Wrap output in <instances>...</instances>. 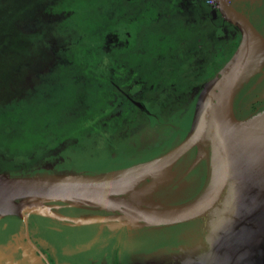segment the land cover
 I'll list each match as a JSON object with an SVG mask.
<instances>
[{
	"label": "flooded vegetation",
	"instance_id": "1",
	"mask_svg": "<svg viewBox=\"0 0 264 264\" xmlns=\"http://www.w3.org/2000/svg\"><path fill=\"white\" fill-rule=\"evenodd\" d=\"M128 2L132 0H109L107 18L101 19L103 20L102 25L94 24L96 28L94 32H100L97 38L101 45L91 48L93 49L91 50L92 56L95 57L98 54L97 50L100 49L104 55V61L108 63L107 71L91 73L92 69L89 71L88 67H91L89 64L86 63L85 66L79 67L75 63L73 52L72 55L67 56L60 50L54 59L55 66L43 72L41 79L46 81H52L57 78V74H60L59 82H62L61 74L65 72L72 74L78 81L83 79L82 71L89 76L85 77V80L90 82L87 94L73 99H82L81 103L84 106V102L86 103V108L78 110L82 117L78 122V127L68 133L54 130L44 131L43 135L47 137L52 136L53 139L64 140L57 148L51 147L38 155H35L33 149L16 150L18 153H23L22 155L30 152L27 154L30 159L23 162L15 161V158L9 155L12 154L13 142L20 136L0 134V171L29 173L42 170L46 166L56 170H79L76 164L65 162L66 158L61 151L67 143L77 142L78 140L73 139L79 134H94L96 131L93 130L100 127L103 130L112 128L109 151L111 155L123 157L128 163L124 162L115 167L105 165L98 170L89 171L125 167L131 162L157 155L179 143L187 132L182 127L180 119L190 107H194L196 92L208 79L204 75L207 71L209 72V69L206 67L203 72L200 71L204 73L202 82L191 83L192 85L188 86L182 94L175 93V88L170 86V78L167 83H163V78L156 85L147 86L142 73L134 69V66L140 63L146 54H150L148 57H154L153 52L155 51L160 54L159 49L162 53L169 54L170 57V42H173L170 40V33L171 35L177 34V31H170L173 29L170 25L172 14L182 16L185 20V25L181 27L179 34L182 40L180 46L177 47L179 49L177 54L184 57L183 50L185 49L183 48L188 43L187 48L190 50L192 45L190 57L193 64H198L197 67L201 68H205V64L216 49L213 43H208L207 33H210L217 40L216 42L228 44L236 38H238V44L240 42L241 32L230 20V9L226 3L236 11L245 14L264 36V0H224V3L220 4L222 7L220 9L217 1L215 4H209L207 0H134V3ZM99 9L104 13V8L99 7ZM128 10H131V14H128ZM115 12L117 13L114 14ZM93 13L98 14L99 11ZM132 16L135 18L132 21L125 19ZM165 16L166 20L168 19L165 34L158 38L152 37L151 42L146 44H142L141 41L137 46L139 31L143 29L142 21L162 20ZM126 21L135 22L136 25V33L132 41L130 37L127 40L121 38L119 26L113 28L114 25L126 23ZM97 22L93 20V23L97 24ZM110 23L113 24L110 25ZM64 58L71 66L57 67ZM142 69L139 68L140 71ZM154 69L157 70V68H152ZM96 72H99L98 76ZM170 97L184 101L183 109L172 115L170 114V103L172 102ZM69 105L71 104L66 103V106ZM133 105L136 106L135 109L132 108ZM164 108L165 111L162 110ZM108 109L109 112H106ZM132 109L133 115L131 116ZM234 110L239 118L251 117L264 111V64L262 70L253 74L236 95ZM99 113L103 116L93 120L89 128L80 129L84 117L91 120L98 117L96 115ZM174 115L180 117L179 121H174ZM49 124L45 127L47 128ZM12 129L8 133L16 131L15 128ZM102 132L104 131H97L98 134ZM180 134H182L181 137ZM121 143L126 144L120 146ZM191 153L193 150L182 158L184 170L185 163L193 159ZM185 175H187L188 186L181 188L175 185L167 190V192H176L177 189L183 191H179L182 194L179 197L180 200H187L201 190L207 175L206 162L201 161L196 169ZM59 212L75 216L86 211L75 207H64L59 209ZM183 231L189 234L193 230L186 228ZM180 244L177 240L170 242V226L154 230H129L127 228L111 230L108 227H99V223L69 225L61 218L37 214H30L25 219L20 215L0 217V264H170V259L173 261L177 256L172 251ZM202 254H205V251ZM185 255L189 258H185L186 260H194L189 252Z\"/></svg>",
	"mask_w": 264,
	"mask_h": 264
},
{
	"label": "water",
	"instance_id": "2",
	"mask_svg": "<svg viewBox=\"0 0 264 264\" xmlns=\"http://www.w3.org/2000/svg\"><path fill=\"white\" fill-rule=\"evenodd\" d=\"M217 3L220 9L224 0ZM226 5L240 42L196 92L192 120L179 143L116 169L0 171V217L37 214L111 230L170 226V242L181 243L170 264H264V111L239 118L234 110L238 92L262 70L264 36L245 14ZM192 150L184 170L182 158ZM203 160L207 175L195 196L180 200V189L167 192L188 186L185 174ZM64 207L86 212L68 216L59 212ZM186 228L193 231L184 233ZM186 252L194 260H186Z\"/></svg>",
	"mask_w": 264,
	"mask_h": 264
},
{
	"label": "rangeland",
	"instance_id": "3",
	"mask_svg": "<svg viewBox=\"0 0 264 264\" xmlns=\"http://www.w3.org/2000/svg\"><path fill=\"white\" fill-rule=\"evenodd\" d=\"M20 1L15 0V5L13 4L8 10L0 7V42L6 40L0 46V58L5 56L6 59L5 63L0 61V111H4L0 115V130L3 125L2 123H5L4 129L7 131L12 128L16 129L15 132L9 134H17L20 137L13 142L11 146L12 154L9 155L15 158V161L23 162L29 160L30 157L27 154L22 155L23 153H18L16 150L33 149L35 155H38V153L44 152L46 149H50L51 147L57 148L60 145L64 139L56 140L52 136L47 137L43 135L45 125L52 122L56 117H62L66 103L72 104L74 101H77L73 99L77 96H82V91L79 88V95H77L73 91V87L68 86V83L64 81L49 83L45 86L40 85L38 88H34L35 76L37 74L43 75V72H46L47 68L55 66L53 65L55 54H58L60 50L65 52L67 56L72 55L73 52L74 61L78 66L85 65L86 63L89 64L91 67L88 68H90L89 71L92 69L91 73L95 71H107L108 63L104 61L103 53L99 49L97 50L98 54L94 57L92 56L91 50L93 49L91 48L101 45L97 38L100 32H94L96 29L94 24L102 25L103 20L107 18L109 0H63L57 3L54 1L48 6L50 11L45 13L42 7L43 2L41 4L40 0H23L21 6L18 3ZM35 3L37 4L35 5ZM16 4L19 6L17 7ZM23 5L29 6V9L38 6L34 11H30L29 14L28 10L25 11L27 14L26 20L29 22L34 21L39 16H42L44 21L58 19L61 22L59 21V31L56 34H53V32L47 34L46 39H48L49 44L45 40L40 43L38 46V56L32 60L33 56L31 58L22 56L18 61H15L11 57L12 52H10L5 43L18 42V45H21L24 42L23 39L25 38L17 33L14 26L17 25L18 28L20 24H17V22L20 21L12 17V14L16 15L18 10L23 8ZM99 7L104 8V13ZM96 11H99V13H93ZM46 13H53L56 16L54 15L55 18H52ZM4 17H6L5 22L3 21ZM102 18L103 20H101ZM94 19L98 21L97 24L93 23ZM147 23L148 21L144 22L143 26ZM118 26L121 38L127 40L130 37V41H132L133 35L136 33L135 22H122L114 25L113 28ZM46 30L48 31V29ZM58 40H62L60 45H58ZM170 40H174L180 46L182 39L179 34H170ZM75 41L76 43H74ZM59 46H62V48H58ZM106 57L108 58L107 55ZM26 64L28 65L26 66ZM99 72H96V76H98ZM81 100L78 99V101ZM106 112H109V109ZM192 114L193 106L184 113L181 119L177 115H174L173 119L174 121H179L180 119L184 130H188ZM96 116L98 117L91 120H87L84 117V122L80 129L86 130V128H89L93 124V120H97L103 115L99 113ZM111 130L112 128L103 130L100 127L93 130L96 131L94 134H79V136H76L73 140L78 141H73L71 144L67 143V146L61 151V154L66 158L65 162L76 164L79 169L87 170H98V168H103L105 165L115 167L118 164L126 163L127 161L123 157L111 155L109 151ZM97 131L104 132L98 134ZM0 134H2L1 131ZM181 136L182 134H180Z\"/></svg>",
	"mask_w": 264,
	"mask_h": 264
},
{
	"label": "trees",
	"instance_id": "4",
	"mask_svg": "<svg viewBox=\"0 0 264 264\" xmlns=\"http://www.w3.org/2000/svg\"><path fill=\"white\" fill-rule=\"evenodd\" d=\"M17 1V0H16ZM55 1V3L63 0H40L39 2H43V12L50 11L48 9L49 4H52ZM23 0H21L19 5H22ZM49 2V3H48ZM17 3V2H16ZM48 3V4H47ZM128 3H134V0L132 2ZM13 4L15 5V0H0V7L2 9L6 8L8 10L9 7H12ZM37 3H35L36 5ZM18 5V6H19ZM17 6V4H16ZM14 7V10L16 8ZM17 6V7H18ZM38 6H35L33 8L29 9V6L23 5V8L18 10L16 15L12 14L13 19L18 20L20 22H17V24H20V26L17 28V25H14L16 28L17 33L20 36H23L24 42L20 45H18V42H7L5 45H7V48L10 50L11 57L13 60L18 61L22 56L25 58H31V60L38 56V46L40 45L41 42L44 40L47 41V44H49L48 39H46L47 34L49 32H53V34H56L59 31V21L58 19L55 20H45L43 19L42 16L37 17L34 21L29 22L27 21V14L25 11L28 10V14L30 11H34ZM10 9V8H9ZM57 12V11H55ZM131 10H128V14L130 13ZM52 18H55L53 13H46ZM56 16V15H55ZM166 16L163 17L162 20L160 19H148V23L143 27L142 30L139 31V36L137 39V46H139L140 42L142 41V44H146L148 42H151V38L156 36L157 38L165 34L166 29H167V20ZM129 21V19L132 21L135 18L128 17L125 18ZM4 22L6 21V17H4ZM143 21V24L144 22ZM61 22V21H60ZM170 25L173 26V29L170 31H177V34L181 33V27L185 25V20L182 16H179L177 14H172L170 16ZM48 29V31L46 30ZM193 31V29H192ZM210 31V30H209ZM184 32V31H183ZM185 33V32H184ZM171 34V33H170ZM189 38V37H188ZM206 38L208 39V43H213L216 46L215 52L210 56L207 64H205V68L197 67L198 64H193V60L190 57L191 54V49L189 50L188 43L185 45L183 49V55L184 57L180 56L177 54V50H179L178 43L173 40V42L170 44V57L169 54L162 53L161 49H159V52H153L155 54L154 57H148L150 54H146L145 57L141 60L140 63H137L134 66V69L142 73V77L146 79V85L150 86V84H155L157 82H161L162 79L163 83H167L168 78H170V86L175 88V93L182 94V92H185L188 86H191L193 83L197 84L199 82H202L204 79L203 75L204 73H200V71L203 72L206 67L209 69V72L207 71L205 73V78H210L212 75H214L219 68L230 58V56L234 53L235 49L237 48L238 45V38L234 39L228 44L216 42L217 40L214 39V37L210 34L207 33ZM6 40H4L5 42ZM0 42V46L4 43ZM62 43V40H58V45ZM56 44V43H55ZM190 44V42H189ZM58 48H62V46H59ZM199 47L197 45V51ZM56 51V49H55ZM59 54V53H58ZM58 54H55L54 57H56ZM147 57V58H146ZM11 59V58H10ZM5 56H2L0 58V61L5 63ZM66 59L64 58L63 62H59L57 67H70L71 65L67 64L65 61ZM28 64H26L27 66ZM54 65V62H53ZM75 66V64H73ZM86 65V64H85ZM85 65H81L79 67H83ZM52 67V66H51ZM77 67V66H76ZM75 67V68H76ZM197 67V68H196ZM139 68H143L142 71L139 70ZM152 68H157V70H152ZM192 68H196L193 70ZM206 71V70H205ZM136 72V71H135ZM134 72V73H135ZM82 73V78L80 81H78L72 74L69 73H62L61 74V80L64 82L68 83V86L73 87V91L76 92L77 95H79V90L78 88L82 91V94H87V88L90 86L89 80H85L86 75L83 71ZM84 73V74H83ZM137 73V72H136ZM49 76V74H48ZM57 78L53 79L52 81H46L42 78V75H36L34 78V88H38V86L42 85L45 86L46 84L49 83H57L59 82L60 79V74L56 75ZM89 77V76H88ZM87 83V84H86ZM192 83V84H191ZM35 90V89H34ZM78 97V96H77ZM80 98V97H78ZM170 114H174V112L182 110L183 108V100L178 101L174 97H170ZM85 106L81 103V101H75V103L65 106L66 108L63 111L62 117H56L52 122H50L49 126L44 128L45 131L48 130H54L57 132H64L68 133L71 132L72 130L76 129L78 127V122L81 119V112L78 110L86 108V103L84 102ZM132 108H136V106H132ZM165 111V108L162 109ZM4 111H0L1 113ZM130 115H133V109L132 112L130 111ZM3 122V121H1ZM3 125L1 126V132L2 134H9L7 130L4 129L6 126L5 123H2ZM126 144V143H125ZM123 143L120 144V146L125 145ZM26 154H30V152H26Z\"/></svg>",
	"mask_w": 264,
	"mask_h": 264
},
{
	"label": "built area",
	"instance_id": "5",
	"mask_svg": "<svg viewBox=\"0 0 264 264\" xmlns=\"http://www.w3.org/2000/svg\"><path fill=\"white\" fill-rule=\"evenodd\" d=\"M217 0H207L209 4H215Z\"/></svg>",
	"mask_w": 264,
	"mask_h": 264
}]
</instances>
